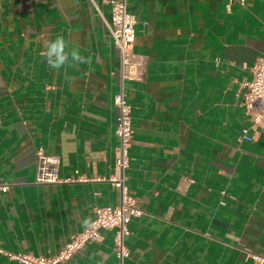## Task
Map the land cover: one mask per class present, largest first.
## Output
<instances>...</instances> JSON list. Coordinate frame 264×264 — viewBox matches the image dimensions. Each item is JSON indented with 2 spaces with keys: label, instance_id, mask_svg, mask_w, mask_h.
Listing matches in <instances>:
<instances>
[{
  "label": "crops",
  "instance_id": "crops-1",
  "mask_svg": "<svg viewBox=\"0 0 264 264\" xmlns=\"http://www.w3.org/2000/svg\"><path fill=\"white\" fill-rule=\"evenodd\" d=\"M128 5L147 67L125 82L135 130L126 185L144 214L131 221L124 264H254L249 254H264V123L244 97L264 57V0ZM111 23L107 0H0V264L56 255L97 207L121 202L109 181L121 82ZM58 35L90 63L50 68L41 53ZM39 148L72 180L37 183ZM102 234L60 264H117L115 233Z\"/></svg>",
  "mask_w": 264,
  "mask_h": 264
},
{
  "label": "built area",
  "instance_id": "built-area-1",
  "mask_svg": "<svg viewBox=\"0 0 264 264\" xmlns=\"http://www.w3.org/2000/svg\"><path fill=\"white\" fill-rule=\"evenodd\" d=\"M112 6V23L110 31L116 47L120 51V88L115 95V103L119 109L116 133L119 145L116 148L115 172L109 178L112 185L121 191V202L117 206L105 205L95 209L93 220L80 232L71 235L65 247L54 256L32 255L25 253L10 254L22 264H60L70 260L86 244L103 239V230H113L114 249L118 258L117 264H124L131 250L126 238L131 234V221L144 214L138 206L137 198L131 195L126 185L125 171L130 164V148L134 137L132 108L127 99L125 82L144 79L147 62L144 56L133 50L136 40L137 18L129 10L128 0H107ZM244 2V0H242ZM244 106L255 125L264 123V57L256 60L253 66V78L246 82ZM37 183L56 184L72 180H63L59 176L60 157L47 154L43 148L37 151ZM77 180H87L81 177ZM4 190L8 186L1 187ZM254 264H264V254L250 253Z\"/></svg>",
  "mask_w": 264,
  "mask_h": 264
},
{
  "label": "clouds",
  "instance_id": "clouds-1",
  "mask_svg": "<svg viewBox=\"0 0 264 264\" xmlns=\"http://www.w3.org/2000/svg\"><path fill=\"white\" fill-rule=\"evenodd\" d=\"M67 44L62 35H58L55 39L47 41L45 51L41 53L46 58L50 68L59 70L65 65L75 66L78 64L90 63V58L83 56L76 48L66 50ZM86 220L85 223H89Z\"/></svg>",
  "mask_w": 264,
  "mask_h": 264
}]
</instances>
